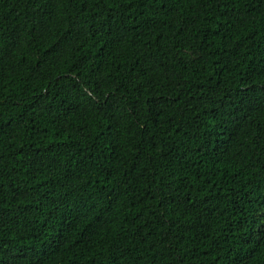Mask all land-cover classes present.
I'll use <instances>...</instances> for the list:
<instances>
[{
  "label": "trees",
  "instance_id": "16d2710c",
  "mask_svg": "<svg viewBox=\"0 0 264 264\" xmlns=\"http://www.w3.org/2000/svg\"><path fill=\"white\" fill-rule=\"evenodd\" d=\"M0 264H264V0H0Z\"/></svg>",
  "mask_w": 264,
  "mask_h": 264
}]
</instances>
